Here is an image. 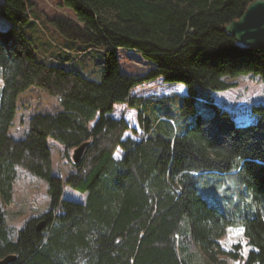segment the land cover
I'll return each mask as SVG.
<instances>
[{
	"label": "trees",
	"instance_id": "1",
	"mask_svg": "<svg viewBox=\"0 0 264 264\" xmlns=\"http://www.w3.org/2000/svg\"><path fill=\"white\" fill-rule=\"evenodd\" d=\"M255 0H60L74 18L47 23L65 38L101 50L104 72L92 76L76 52L45 57L26 32L36 23L32 0H4L0 15V260L10 264H264V104L253 125L239 126L216 103L229 79L264 80V50L240 45L223 27ZM119 49L149 63L141 74L122 69ZM80 58V59H79ZM163 78L185 95L133 97L137 86ZM38 89L59 102L35 112L17 137L19 99ZM138 112L141 141L112 117L116 105ZM93 124L92 127L90 125ZM70 169L54 173L51 142ZM89 143L75 164L71 150ZM118 148L125 154L117 160ZM19 168L48 182L50 207L17 237L7 229ZM65 185L87 193L65 197ZM40 222L45 226L38 230ZM243 228L246 247L220 240Z\"/></svg>",
	"mask_w": 264,
	"mask_h": 264
},
{
	"label": "rangeland",
	"instance_id": "2",
	"mask_svg": "<svg viewBox=\"0 0 264 264\" xmlns=\"http://www.w3.org/2000/svg\"><path fill=\"white\" fill-rule=\"evenodd\" d=\"M3 1L0 0V6L3 4ZM32 1L35 6L31 10L29 18L36 25L29 26L25 30L33 44L45 57L57 58L65 52L64 49L67 51L65 53L71 56L76 55V52H86L85 50H88L86 45L65 38L47 23V21L56 16L74 18L71 11L60 6V0ZM9 27V23L0 15V29H7ZM118 55L121 59L122 69L125 72L141 74L149 69L147 60L136 51L119 49ZM80 58V60H84V65L88 71L92 72L94 78L99 79L102 76L105 66L101 50L90 49L86 54H80ZM229 81L235 83L236 86L226 91L213 92L215 102L231 111L237 125L255 124L257 117L252 113L251 107L258 103L264 104V80L260 76L248 74L229 79ZM3 86L4 81L0 68V102ZM174 94L185 95L186 88L184 86L181 88L177 85L166 84L163 78L141 84L131 91V96L144 98L153 96L167 97ZM58 107L59 102L55 97H51L38 89H31L19 99V113L11 133L20 137L27 129L28 119L33 113L55 111ZM112 116L115 118H125L130 127L138 131L136 134L131 130L127 131L124 134V139L131 137L139 141L144 137L143 131L139 128L138 112L135 109L129 108L127 104L117 105ZM50 142L53 150L54 173H59L64 177L69 172L70 167L66 160L63 159V148L52 141ZM74 151H70L72 157ZM118 153L122 154L120 148L115 153L116 159L118 158ZM19 174V178L15 182L13 203L10 206L1 203L3 209L6 211L7 229L15 238L26 221L31 217L46 212L50 207L48 182L30 174L23 168H19ZM65 197L73 201L85 202L87 193L65 185ZM220 243L223 249L227 251L231 250L238 243L243 245V253L246 254L249 251L246 247L241 226L230 227L226 235L221 238Z\"/></svg>",
	"mask_w": 264,
	"mask_h": 264
},
{
	"label": "water",
	"instance_id": "3",
	"mask_svg": "<svg viewBox=\"0 0 264 264\" xmlns=\"http://www.w3.org/2000/svg\"><path fill=\"white\" fill-rule=\"evenodd\" d=\"M223 29L233 36L240 45L264 50V0H255L250 3L238 19L231 21ZM88 145L89 143H84L75 149L72 157L75 164L81 161ZM44 226L45 222H40L38 230ZM16 258L14 255H9L0 260V264H10Z\"/></svg>",
	"mask_w": 264,
	"mask_h": 264
},
{
	"label": "crops",
	"instance_id": "4",
	"mask_svg": "<svg viewBox=\"0 0 264 264\" xmlns=\"http://www.w3.org/2000/svg\"><path fill=\"white\" fill-rule=\"evenodd\" d=\"M3 3H4V1H3ZM7 21V20H6ZM8 22V21H7ZM9 23V22H8ZM11 24L9 23V26H10ZM186 88V87H185ZM186 92H187V89H186ZM133 97H140V96H133ZM117 106V105H116ZM120 106V105H119ZM113 117V116H112ZM113 118H115V117H113ZM123 118V117H122ZM122 118H115V119H122ZM123 119H125V118H123ZM93 126V125H92ZM91 125H90V127H92ZM127 138H131V137H127ZM126 138V139H127ZM124 139V138H123ZM125 140V139H124ZM139 141H141V140H139ZM121 149V148H120ZM120 152V151H119ZM121 152H122V154H120V153H118V155H117V160H120V159H122L123 158V156H124V154H125V152L121 149ZM116 153V152H115ZM114 157H115V155H114ZM116 158V157H115Z\"/></svg>",
	"mask_w": 264,
	"mask_h": 264
}]
</instances>
